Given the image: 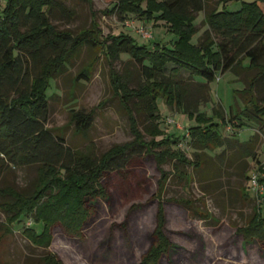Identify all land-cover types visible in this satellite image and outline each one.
<instances>
[{"label": "trees", "instance_id": "16d2710c", "mask_svg": "<svg viewBox=\"0 0 264 264\" xmlns=\"http://www.w3.org/2000/svg\"><path fill=\"white\" fill-rule=\"evenodd\" d=\"M85 1L90 3V0ZM239 1V9L228 10V5ZM113 2L108 13L120 19L134 15L167 24L176 38L172 46L154 44L148 48L123 32L101 40L93 29L82 30L76 35L58 31L47 15L57 5L56 0H7L0 10V156L12 165H35L37 168L30 194L10 187L0 188V210L5 216L2 228L5 234H12L15 224L30 219L40 230L28 227L22 234L34 246H50L55 229L66 237L81 238L93 214L90 203L107 200L105 177L112 172H125L134 158L151 156L158 166L168 161L194 168L201 166L178 148V136H164L160 130L158 99L164 97L168 108L196 121L188 129V144L194 150L235 149L251 157L254 138L240 143L224 137L221 127L231 124L234 134L248 122L264 127V100L257 97L260 90L264 91V14L259 6L264 0ZM213 3L216 7L211 8ZM199 12L204 14L207 30L203 41L194 44L191 42L196 31L193 19ZM212 33L220 41H215ZM82 47H101L110 61L127 55L139 68L141 78L136 88H129L124 78L113 76V89L127 110L133 139L110 149L98 159L74 153L62 137L53 135L45 126L51 81ZM47 52L51 53L46 55ZM244 60H248L247 69L257 73L248 79L247 87L242 90L243 110L230 119L215 107L210 117L200 112L199 107L210 101L209 85L217 74L243 70ZM30 67L34 69L32 76H28ZM78 77L89 80L86 72ZM195 77L202 78L203 82H194ZM130 105L145 117L144 133L150 138L148 141L139 131ZM71 116L79 131L90 129L91 114L74 112ZM261 169L264 172L263 168H258ZM160 172L154 195L157 210L152 242L140 264H160L171 247L164 232L166 201L162 197L168 174L162 169ZM248 192L244 188L239 191L244 202L251 200ZM198 215L211 218L207 213ZM236 232L245 242L264 246V213L259 207H252V214L243 226L236 227ZM42 264L63 263L56 254L48 252L42 257Z\"/></svg>", "mask_w": 264, "mask_h": 264}, {"label": "rangeland", "instance_id": "374dc122", "mask_svg": "<svg viewBox=\"0 0 264 264\" xmlns=\"http://www.w3.org/2000/svg\"><path fill=\"white\" fill-rule=\"evenodd\" d=\"M56 1L57 5L47 15L58 31L76 35L82 30L93 29L101 40L123 32L148 48L154 44L171 47L176 39L163 22L147 21L134 15L120 19L108 13L114 6L113 0ZM6 2L0 0V10ZM240 4V1L232 3L228 10L239 9ZM210 6L216 7L214 3ZM193 25L196 31L191 42L197 44L203 41L207 30L203 12L195 14ZM141 31L147 32L149 37H143ZM211 36L220 41L213 33ZM242 65L243 70L237 73L217 74L209 85L210 101L199 107L200 112L210 117L215 107L230 119L243 110L242 90L257 71L247 69L248 60ZM82 72L88 73L89 80H79ZM33 74L34 69L30 67L28 76ZM115 75L124 78L129 88H136L141 81L139 68L127 55H121L118 61H110L101 47H82L51 81L45 126L53 135L62 137L74 153L98 159L110 149L132 141L127 110L113 89ZM194 82H203V79L195 77ZM257 97L264 100V91L260 90ZM157 105L159 128L164 136H178V148L189 160L198 161L201 166L194 168L175 161L158 166L147 155L132 159L125 172H112L105 177L107 200L90 203L93 214L82 237L69 238L55 229L52 242L46 248L32 245L23 236L22 232L28 227L40 230L30 219L20 220L13 226L12 234H5L2 228L5 216L0 210V264H42V257L48 252L56 254L63 264H140L152 242L157 210L154 195L161 177L160 169L168 174L162 197L166 201L164 232L171 242L169 253L160 264H264V246L245 242L236 232V227L243 226L252 214L253 206L264 213V190L257 199L248 192V178L252 172L258 174L264 188V172L258 170L259 167L264 169V127L248 122L236 129L235 134L231 124L221 127L224 137L240 143L253 137L251 157L235 149L194 150L188 144V129L196 121L168 108L164 97L157 100ZM130 106L133 110V105ZM74 112L92 115L90 129L78 130L71 116ZM133 115L139 131L148 141L150 138L144 133L145 117L136 110ZM166 118L173 119L176 124H166ZM36 170L35 165H12L0 156V188L10 187L28 195L33 191ZM242 188L249 193L250 201L242 200L239 193ZM198 213L210 214L211 218Z\"/></svg>", "mask_w": 264, "mask_h": 264}, {"label": "built area", "instance_id": "2783aa9c", "mask_svg": "<svg viewBox=\"0 0 264 264\" xmlns=\"http://www.w3.org/2000/svg\"><path fill=\"white\" fill-rule=\"evenodd\" d=\"M141 34L143 37H146V38L149 37V35L145 31H141ZM165 120H166L165 121L166 124H169V125L176 124L174 120L171 118H166ZM248 186H249L248 191L252 193L256 199L262 195L264 188H263V185L259 183L258 174L252 172L251 175H249Z\"/></svg>", "mask_w": 264, "mask_h": 264}, {"label": "crops", "instance_id": "0c3cea01", "mask_svg": "<svg viewBox=\"0 0 264 264\" xmlns=\"http://www.w3.org/2000/svg\"><path fill=\"white\" fill-rule=\"evenodd\" d=\"M259 6H260V8H261V10H262V12L264 14V3H259Z\"/></svg>", "mask_w": 264, "mask_h": 264}]
</instances>
